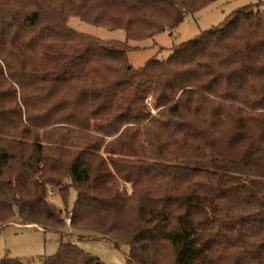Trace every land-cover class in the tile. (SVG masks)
Masks as SVG:
<instances>
[{"label": "trees", "instance_id": "obj_1", "mask_svg": "<svg viewBox=\"0 0 264 264\" xmlns=\"http://www.w3.org/2000/svg\"><path fill=\"white\" fill-rule=\"evenodd\" d=\"M213 1L0 0V224L60 231L69 215L129 264H264V12L138 70L127 58ZM70 188L63 216L47 193L66 206ZM64 237L42 264H101Z\"/></svg>", "mask_w": 264, "mask_h": 264}, {"label": "rangeland", "instance_id": "obj_2", "mask_svg": "<svg viewBox=\"0 0 264 264\" xmlns=\"http://www.w3.org/2000/svg\"><path fill=\"white\" fill-rule=\"evenodd\" d=\"M251 7L264 12V0H214L197 12L186 15L183 22L172 32L161 33L150 39L128 41L131 48L127 53L128 62L134 70H138L150 59L165 60L180 44L218 27L234 12ZM67 24L74 31L101 41H126L123 30L93 26L76 17L69 18ZM151 112L156 113L154 110ZM125 187L129 193L130 185ZM75 197V190L70 188L64 206L58 193L54 190H48L47 193V200L61 209L63 216L72 209ZM65 219L66 226L60 231L23 225L16 217L11 222L0 224V262L14 260L21 264H42L43 258L55 254L60 235L64 234V241L72 242L83 253L97 258L101 264H129L127 246L116 247L110 241L92 233H75L69 226V215Z\"/></svg>", "mask_w": 264, "mask_h": 264}, {"label": "crops", "instance_id": "obj_3", "mask_svg": "<svg viewBox=\"0 0 264 264\" xmlns=\"http://www.w3.org/2000/svg\"><path fill=\"white\" fill-rule=\"evenodd\" d=\"M33 226H35V225H33ZM39 228V227H38ZM39 229H41V228H39ZM42 230V229H41Z\"/></svg>", "mask_w": 264, "mask_h": 264}]
</instances>
